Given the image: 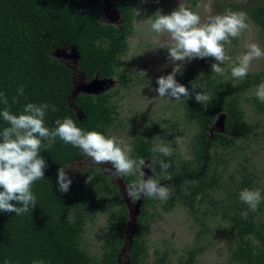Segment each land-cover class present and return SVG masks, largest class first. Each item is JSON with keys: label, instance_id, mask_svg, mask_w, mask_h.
Returning <instances> with one entry per match:
<instances>
[{"label": "trees", "instance_id": "16d2710c", "mask_svg": "<svg viewBox=\"0 0 264 264\" xmlns=\"http://www.w3.org/2000/svg\"><path fill=\"white\" fill-rule=\"evenodd\" d=\"M114 2L123 21L119 27L101 22V0H0V113L8 108L14 115L22 114L29 103L54 105L56 111L50 107L45 116V126L50 130L57 126V120L71 118L84 131L111 136L110 130L119 118L114 99L119 91L79 94L71 99L74 84L70 69L51 54L58 48H75L78 67L88 81L117 78L122 87L128 88L132 76L124 70V58L134 34L140 0ZM234 10L246 12L250 24L264 31V0ZM197 60L205 67V74L201 78L192 72L183 76L190 96L181 97L184 122L191 132L187 156L182 157L178 150L176 138L181 132L177 124L160 137L172 149L171 156L152 152L160 141L151 132H140L131 142L130 156L150 161L151 176L167 186L170 195L167 200L143 198L131 237L130 264H150L147 236L152 224L163 213L178 207L187 211L198 230L192 247L177 264H195L205 242L215 235L213 230L218 233L223 226L234 241L232 264H264V179L247 167L249 158L227 173L239 152L243 153L258 136L247 120L246 107H252L264 119V102L255 95L257 86L264 82V70L235 79L230 68L225 79L212 73L205 59ZM21 87L23 95L18 92ZM199 92L207 94L209 100L198 103L195 94ZM75 109L81 112V118ZM222 115L224 132H212V125ZM8 126L0 115V133ZM46 144L43 141L40 149L46 162L45 175L31 189L36 207L20 216L0 211V264H33V260H43L44 264H120L129 209L119 189L98 166L88 167L86 176L78 181L69 166L84 157L83 151L59 138L50 148H45ZM161 160L170 165L167 174H162ZM61 167L72 180L67 193L59 191ZM121 177L126 184L140 179L138 174ZM245 188L261 192V203L255 212L239 199ZM96 197L102 200V210L108 214L109 236L100 257L91 255L83 246ZM243 212H248L247 219ZM158 264H170L166 254Z\"/></svg>", "mask_w": 264, "mask_h": 264}, {"label": "rangeland", "instance_id": "374dc122", "mask_svg": "<svg viewBox=\"0 0 264 264\" xmlns=\"http://www.w3.org/2000/svg\"><path fill=\"white\" fill-rule=\"evenodd\" d=\"M258 1L183 0V3L192 11L198 12L202 22H204L209 15L223 14L227 10L235 11V8H249L257 4ZM181 2L182 0H140L135 15L134 34L129 39L128 52L124 58L127 62L124 70L132 76V82L128 88L122 87L117 78L103 80L95 78V81H88L78 67V54L75 48H58L53 51L51 57L59 60L70 69L74 84L71 99L79 94L100 95L119 91L114 96L119 110V118L110 130L111 136H115L118 141H122L131 147V142L138 133L151 132L156 134L155 136L159 139L160 144L163 143L160 138L163 133L169 129L172 131L173 124H177L178 130L181 132L178 150L182 157H186L189 151L188 144L191 132L184 122L181 100L177 101L175 98L167 96L159 98L156 91L158 78L171 74L174 67H176V64L169 59L167 49L171 41L167 34L161 36L154 33L150 25L145 22L152 16L154 19V15L158 11L164 15H170L179 8ZM206 5L208 6L207 9ZM100 14L102 23L119 27L123 22L114 0H101ZM153 37H156L157 42L153 41ZM251 43L258 44L264 50V31L253 24H250V30H246L239 38L232 39L230 47L225 45L227 54L232 59L221 65L224 72L219 75H223L225 79H228L232 64L238 62L237 58L247 51V45ZM204 59L210 69L213 63H218L212 57ZM263 70L264 57L254 59L251 62L249 72H261ZM189 72L201 78L206 69L197 59L188 60L183 62V67L177 73L175 79L183 85V76ZM76 111L79 118H81V112ZM246 116L250 126L256 130L258 136L253 139L249 147L245 148L243 153L239 152V157H235L236 160L229 165L227 173H232L239 161L244 164V158H249V162L246 163L247 167H252L253 171L264 179V119L252 107H246ZM211 131L224 132L223 115L212 125ZM146 163L151 164L150 161ZM90 166H98L105 176L111 179L128 206L127 236L120 255V264H130L131 237L136 228L137 217L140 214V205L138 201L133 203L127 197V184L123 178L107 171V169L112 168L111 164L96 165L87 155H84L74 165L69 166V170L80 181L82 176H86L85 170ZM143 170L146 175L149 174L150 176V169L145 168ZM96 201L89 214L83 237V246L91 255L100 257L102 245L109 236L108 214L102 210V200L96 197ZM197 230V226L184 208L178 207L163 213L152 224L151 232L147 236L149 246L148 263L158 264L159 258L166 254L170 264H177L192 247ZM218 230V233L213 230L215 235L205 242V249L198 256L195 264H232L230 262V254L234 246L232 235L226 226Z\"/></svg>", "mask_w": 264, "mask_h": 264}, {"label": "clouds", "instance_id": "9594fccd", "mask_svg": "<svg viewBox=\"0 0 264 264\" xmlns=\"http://www.w3.org/2000/svg\"><path fill=\"white\" fill-rule=\"evenodd\" d=\"M205 7L208 8L207 5ZM154 17L145 22L154 33L161 36L167 34L170 38L171 43L167 46L169 59L176 64L171 74L158 78L156 91L159 98L167 96L177 101L181 100V97L190 98L188 88L175 79L183 67V62L212 57L218 62L211 65L212 71L218 75L223 74L221 65L232 59L227 54L225 45L230 47L232 39L239 38L246 30H250V18L244 11L227 10L223 14L209 15L207 20L202 22L199 13L186 7L183 0L179 8L170 15L158 11ZM153 41L157 42L156 37H153ZM262 57L264 50L258 44L247 45V51L239 56L238 63L231 67L232 77L245 78L251 62ZM192 87L195 91V83ZM18 92L23 95V88L18 89ZM255 95L264 102V82L257 86ZM0 97H3V94H0ZM195 100L204 103L209 100V96L199 92L195 94ZM2 102L5 105L8 103L6 98H3ZM50 107L56 111L54 105L29 103L24 107L22 114L14 115L8 108L0 113L3 120L10 125L0 133V211L14 212L16 216H20L29 212L30 208L36 207L32 185L44 178L46 168V162L40 156V149L43 141H47L44 147L50 148L57 138L81 149L96 165L111 164L112 168L107 171L116 176L138 174L140 179L126 186L127 197L133 203L142 197H158L160 200L169 198L170 190L167 186H162L152 176L145 179L146 173L143 169L151 170V164L146 163L143 158L133 159L130 156L131 147L118 141L115 136H105L98 131H84L71 118L57 120L54 129L46 127L45 116ZM180 139L177 137L176 141L179 142ZM152 152H159L164 156L172 155V149L163 143L155 145ZM169 167L168 163L160 161L162 174H167ZM165 178L171 177L165 175ZM91 180L90 176L87 182L91 183ZM57 182L60 192L69 191L72 180L64 167L58 170ZM239 199L249 210L255 212L261 203V192L259 189L245 188L239 193ZM13 201L22 206L17 207ZM242 216L247 219L248 212H243ZM33 264H44V261L33 260Z\"/></svg>", "mask_w": 264, "mask_h": 264}, {"label": "water", "instance_id": "95a60500", "mask_svg": "<svg viewBox=\"0 0 264 264\" xmlns=\"http://www.w3.org/2000/svg\"><path fill=\"white\" fill-rule=\"evenodd\" d=\"M93 80H94V79H93ZM94 81H95V80H94ZM86 90H87V91H90V90H88V89H86ZM148 177H151V173H150V176H149V174H147V175L145 176V179H147ZM143 198H145V197H142L140 200H138V204H139V205L141 204Z\"/></svg>", "mask_w": 264, "mask_h": 264}]
</instances>
